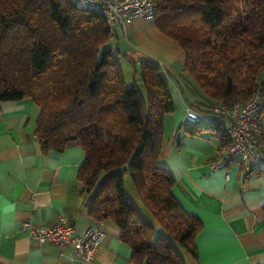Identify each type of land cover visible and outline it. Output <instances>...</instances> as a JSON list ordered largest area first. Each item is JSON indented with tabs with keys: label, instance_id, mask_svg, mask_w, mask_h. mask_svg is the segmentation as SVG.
<instances>
[{
	"label": "trees",
	"instance_id": "obj_1",
	"mask_svg": "<svg viewBox=\"0 0 264 264\" xmlns=\"http://www.w3.org/2000/svg\"><path fill=\"white\" fill-rule=\"evenodd\" d=\"M75 1L0 0V101L38 106L33 134L43 153L80 143L87 213L119 228L133 264H185L182 252L197 257L202 223L158 164L165 116L175 109L169 79L156 60L113 46L102 16ZM153 3L156 28L182 47V70L206 105L264 96V0ZM120 58L133 63L138 82L126 84ZM126 174L138 203L125 190Z\"/></svg>",
	"mask_w": 264,
	"mask_h": 264
},
{
	"label": "crops",
	"instance_id": "obj_2",
	"mask_svg": "<svg viewBox=\"0 0 264 264\" xmlns=\"http://www.w3.org/2000/svg\"><path fill=\"white\" fill-rule=\"evenodd\" d=\"M114 33L111 41L132 58L159 61L170 82L175 109L165 116L158 164L174 178L172 193L180 205L202 223L197 257L183 255L184 263L264 264V159L249 174L237 162L212 170L211 161L227 147L219 127L185 121L186 104L207 103L182 70V47L154 19H136ZM201 98L204 103L197 101ZM38 113L31 99L0 101V264H133L119 228L87 213L88 197L80 195L77 181L84 160L80 143L43 153L33 134ZM262 123L264 128V115ZM63 216L79 233L103 230L91 261L78 258L71 247L38 245L21 228L24 220L51 225Z\"/></svg>",
	"mask_w": 264,
	"mask_h": 264
},
{
	"label": "built area",
	"instance_id": "obj_3",
	"mask_svg": "<svg viewBox=\"0 0 264 264\" xmlns=\"http://www.w3.org/2000/svg\"><path fill=\"white\" fill-rule=\"evenodd\" d=\"M75 3L80 8L99 13L111 37L117 29L124 30L136 19L154 17L153 0H76ZM263 110L264 96L255 92L246 102H235L232 106L222 102L206 106L186 104L184 118L189 124L216 125L227 134L229 146L211 161L212 170L237 162L243 173L248 174L257 162L264 159ZM21 228L36 244H51L59 249L71 247L75 255L86 262L93 259L104 238V232L99 227H88L79 233L66 216L51 225L24 220Z\"/></svg>",
	"mask_w": 264,
	"mask_h": 264
},
{
	"label": "rangeland",
	"instance_id": "obj_4",
	"mask_svg": "<svg viewBox=\"0 0 264 264\" xmlns=\"http://www.w3.org/2000/svg\"><path fill=\"white\" fill-rule=\"evenodd\" d=\"M115 34V33H114ZM111 44L113 46H118L116 41H111ZM119 62H120V65H121V68H122V71L124 73V77H125V82L128 86L132 85L133 84V81H136L138 82V75L135 73V69H134V66H133V63L128 61L127 59L125 58H120L119 59ZM184 64V63H183ZM136 69L137 66H136ZM124 186H125V190L127 192V194L134 200L138 203V194L135 190V188L132 186L131 184V180H130V177L126 174L124 176ZM187 253L185 252H182V255H186ZM186 257V256H185Z\"/></svg>",
	"mask_w": 264,
	"mask_h": 264
}]
</instances>
